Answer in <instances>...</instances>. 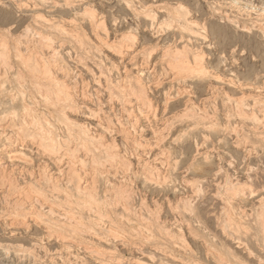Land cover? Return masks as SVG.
Returning <instances> with one entry per match:
<instances>
[{
  "label": "rangeland",
  "instance_id": "obj_1",
  "mask_svg": "<svg viewBox=\"0 0 264 264\" xmlns=\"http://www.w3.org/2000/svg\"><path fill=\"white\" fill-rule=\"evenodd\" d=\"M139 1L140 0H137V2ZM141 1L146 4L152 3L151 0ZM203 1L205 0H191L194 6H199L198 10L194 9L193 11V14L195 13V15H192L193 19H197V15L201 17L205 10H209L207 3ZM201 2L204 3V5H202ZM121 3L122 0H0V45L1 42L5 40V38L7 39L8 43L6 42V40L5 42L7 43V45H9L7 46V50L9 52L7 51V55L3 56L5 58L2 59V57L0 56V71L10 78H13L12 75L18 70L27 72V69L22 64L23 59H21V57L28 55L27 53H31L28 51L32 49L33 52L31 54L36 55V53L38 52L37 57L39 58V60L42 59V61L40 60V62H42L40 64L44 63L43 60L48 61L47 58H49V61L53 62L52 70H57V74H59V76H61L64 71L69 72V75L64 78L66 83H77V87L80 90L79 95L82 92L81 89L83 90L82 85H84V91L86 92V94L84 95V99H81V103L83 104L82 108L80 110L78 109V113H76L73 117H76V121H80V123H89L88 125H90V127H94L99 132V130H101V125H99L101 117H98V119L97 117L95 118L93 115H91V110L96 109L97 105H99L97 103L99 102V100L100 102L103 101V106L100 108V113L102 112L101 116L105 118V122H107L106 124H109L114 131H112V133L107 131H100V134L102 136L105 135L104 139H107L108 141H112V139L115 140V143L118 146V151L120 150V154H123L122 156H124V159L127 157L126 160H129L131 162V168L133 169V172L131 168L126 171V175L122 173V171H118V173H122V175H119L118 173H116L115 176L112 175L114 173L109 174L111 176L108 177L110 178L111 183H113L112 185L118 186L117 190L119 188L123 189L124 187H127L126 185H128L129 183V192L133 190L131 192V207L133 210L131 209L132 211L127 212L129 210L128 209L121 212V210L123 209V203H121L123 201V196L121 194L123 192L120 193L118 191H111L110 193L106 194L100 193L101 197H99V200H101L100 202L102 203H105L108 198L113 200L116 193L115 196L117 198L115 197V199H117L118 202L114 208H116V210H120V212H117H119L120 214L123 213V216L121 217L122 220H118L116 224H114L112 231L106 233V235L103 234L100 236L97 233L98 235L95 234L94 236H92V239H86L89 237L88 234V237H85L83 239H86V241L90 240V242L91 240H94V246L93 244H89V247L85 246L84 242L82 244H78L76 239L71 240L73 242L72 244H70V240L62 241L60 238H58L57 234L51 237L45 229V225L43 223H37L33 221L31 217L24 216V214H22L23 216L21 215L22 218H29L27 226L26 224H9L7 221L11 222L12 219H10L9 216H6L4 213L2 215L1 207L3 204V199L0 197V264H262V262H264V237L262 238V236L264 235L259 226L255 224V220L258 216V212L264 210V140L257 139L256 142H248L246 144L244 142H241L244 135L251 134L248 132L249 129H254L252 125L255 124V121H253L252 118L244 120L241 116L239 117L238 114L236 115V112L233 113L235 111L233 109H235L236 104L233 102L230 103L226 101V99L231 95V98H235L238 96L240 97L243 94L247 96L248 94H250L253 96H251L252 98H264L263 30H260V25H258L257 22L254 23L255 27L250 31V33L242 32L241 28L237 27L238 24L222 19V28L225 29L224 34L228 37L227 43L235 44L238 49V54H233L231 52V49H229L227 52L222 50L221 53V51H218L216 47H210L209 49L208 42L201 43V41H199L200 46H202L204 50H206V62L208 63L207 65L209 66L208 69L210 71L208 75L210 74L211 76L209 75V77L207 75L206 77L201 79L204 80L203 82L201 80H198L197 78L186 79V81L183 82L184 84H175L171 88L169 87L170 79L168 78L162 77L163 82L160 85H158V83H155L157 81L155 77L162 70L163 66L161 62V56L162 48L167 44V40H165L166 36H157V34H154L151 31H143L142 34H140L141 37L138 39V42L132 48H130V50L125 49L123 53H119L116 52L113 47L107 45L103 41H99L95 37L91 38L89 43L85 46V49H80L76 48L75 43L70 41L68 38L58 39L57 37H55L57 36L59 31L53 29L51 31V34L55 38L53 40L54 43L52 42L53 44L52 46H50L52 48H50V43H47V45H43L40 42V37H38L41 35H36V33L44 32L50 27V25L45 21L41 22L38 20L39 14L43 13L45 15L44 18L46 19L51 18L52 21L63 22L66 25L69 24L68 26H70V21L80 19L85 6L90 5L93 7V11L98 17L103 14L108 22L109 30H107V35H104V40H110V43L112 42L113 45L117 44L118 40L117 42L115 41V34L119 35L127 31L129 28L127 26H124L128 23L124 21V19L126 18V16L124 17V15H127L128 13L126 12L125 14H123ZM222 3H225L223 4V8L229 10V12H232V15L246 11L249 15L241 17L242 21L243 19H256L259 16L264 18V0H222ZM208 16L209 14H207L203 18H206ZM115 17H117V20L114 19ZM130 21L131 20H129V22ZM217 21L221 22L218 19ZM83 24L87 26L88 31H90V25L87 23V21H83ZM26 27H28L27 33ZM145 34L147 35V37H144ZM25 35L28 36L25 37ZM2 38L3 40H1ZM232 39H239L240 41L238 44H236ZM91 41L93 42L91 43ZM143 45L144 47L147 46L145 48L158 47L156 48L157 51H154L153 58H151L150 61L146 62L144 58L141 57L142 54H140V52L137 53L139 49L140 51L145 49ZM40 46L44 47L41 48ZM54 47L55 49L57 48V54L55 55V57H49ZM99 48H101V51H99ZM0 51H2V48L0 49ZM42 51H44V54H41ZM92 52L96 54L94 60L88 58V55ZM20 53L22 55H19ZM77 53L79 57L78 55H76ZM80 57H82L83 60H88H81L82 62H80ZM56 58L60 59L56 60ZM1 61L3 62L1 63ZM5 61L7 65L9 64V66H4ZM55 61L60 62V64L57 65L58 67L56 68ZM8 62H10L11 64ZM155 65L156 68H154ZM101 66H104L103 71L105 74L102 73ZM153 68L158 69L159 71H152ZM142 70L143 73H141ZM153 72H155L156 74H154ZM124 74H132L135 76L137 75L138 79L145 80V86L147 87V90L150 91L149 97L151 99V102L156 105L155 111V105H153V107H146L144 105L145 109L142 106H140L142 108L139 109L140 107L138 104L131 105V103L129 101H126L125 99L123 101V99L116 96L114 97L115 99H111L110 93L113 92L115 94H118L119 90H116L117 87H115L114 85L116 83V85L119 86V82L122 83V80L120 79L125 76ZM107 76H110L112 80L110 78L109 80H107ZM207 78L211 80H208ZM11 80L12 79H9L10 83ZM205 80L207 81L205 82ZM232 80L236 84L232 83ZM132 81H134V79ZM201 82L202 84H200ZM211 82L213 83L214 87H212ZM10 83L8 82V84ZM197 83H199V86L197 85ZM240 84H242V88L239 87ZM109 85H111L113 88L110 89ZM202 85L204 86L202 87ZM99 87H104V89L101 88V91ZM166 87L168 89H166ZM106 88L108 89L106 90ZM240 89H243L244 91ZM179 90L184 93L180 94ZM218 91H220L221 93ZM27 93H30V89H28ZM167 94L169 95L168 97H171L168 98V101L166 96ZM247 96H245L247 102H252V98ZM107 100L110 102H108ZM167 102H169V104L176 103V109L174 108L175 110L173 109L172 112L168 113V111L164 109ZM186 104L193 107L196 113H198V111H202L199 113L208 112L207 115L209 116V118L211 119L213 117L214 120H210L208 118V122V120L205 119V121L203 122L205 126L203 124H201L200 126V124L196 123L195 118H189L187 121H184V123L173 120L174 122H176V124L174 125V128L170 130V132L167 129L162 130L161 128L167 124L166 121L171 119L172 114L175 113L173 115V118L176 115V119L178 120L177 116L181 115V111V113H183ZM201 107L202 109L204 108V110H202ZM230 107L232 111H230V115L232 116H229V119H227V117H225L224 115L229 112ZM249 107L252 108L251 106H246V108ZM128 109L130 110V112L127 111ZM138 109L140 110V112ZM147 112L150 113L147 114ZM210 113H212L211 115L214 114L215 116L213 115L212 117H210ZM260 115H262L261 112L258 113V117ZM136 117L139 118V122L135 124L134 127H132L133 125L131 126L130 124L133 123L132 121H134V118ZM147 118H150L152 120L150 121L151 123H147ZM154 118L156 119V121ZM260 119H262V117H260ZM241 120L245 124L242 123ZM113 121L117 126L113 124ZM118 121H121V126H118V124H120L118 123ZM223 122H227L225 123L227 125L229 124L228 128L227 125L226 127L222 125ZM192 124L194 125L191 127L190 125ZM207 124L210 125L208 126V129L206 128ZM114 127L125 128L126 131L130 133L131 139H139L140 137H142L139 140L142 142V144H140L141 146L138 144H134L136 146L132 145L133 148H131L132 146L130 144H128L130 145L128 146L124 138L125 133H118L117 130H115L117 128ZM134 128L136 129V131ZM235 128H237V130ZM225 129L227 131H225ZM157 130L159 133L157 132ZM230 130L233 132L231 133ZM6 131H8V129ZM13 131L14 130H11V128H9V131L6 132L7 134H3L5 138H2H4L3 140H5V144L6 141L9 142V140H15L19 138L18 136H15L17 134H15V131ZM97 134L100 135L99 133ZM6 137L10 139L6 140ZM157 137L160 138L157 140ZM224 137H226V139H223ZM133 141L131 140V142ZM30 145L31 144H29V146L25 145L24 149V151L28 153L31 158V162L29 161V163L27 164H29L30 167H34V171L40 172L48 170L46 173L49 172L52 177L61 176V173L64 172L67 168L64 165H68L65 160L64 162L58 161L57 163V161H55V158H51V156L45 155L44 152L35 148L33 144L32 146ZM255 151H257V154ZM79 152H77L79 155L82 154L81 151ZM6 153L7 152L5 150L0 153L2 164H4L5 162V166L9 165V160L8 158H6ZM134 153L135 155H133ZM162 153L165 154L161 155ZM136 155H138V157ZM168 156L170 157L168 158ZM84 158L86 159L83 162V164L85 163V165L82 166V170L86 171L85 178L89 180L92 178H100L105 183V180H107L105 178H108L106 177V175H108L107 172H105L104 175H95V173H93V170H91L90 168L91 166L87 164L89 158L85 156L82 158V160ZM142 158L144 160H142ZM153 158L154 161H152L151 163V160H153ZM139 159L140 162L138 161ZM145 160L146 163H150L149 166L153 165L152 171H156L159 169L156 172H152L155 177L154 175L150 177V179L155 180L149 181L147 179L145 181V177H147L149 174L148 172V174H142V170L145 167ZM162 160H164L163 163L165 164L161 163ZM175 161H177L176 165H174ZM140 163L143 165H141ZM58 165L61 166L58 167ZM155 166H158L159 168ZM165 166L168 169H166ZM2 169L3 166L1 167L0 171ZM60 169L64 171L60 172ZM134 170L137 171V175H135ZM235 170L236 172H234ZM156 173L158 174V176ZM227 175H232L233 177H231L234 181H237L236 179L238 178L239 180H241V182L246 181L248 179L247 177L251 176L253 188H255L256 190L255 194L250 195L249 188H246L247 200L243 202V204L247 203L245 204L246 206L237 211L232 210L234 212V217H236V220H240V222L242 221V223L250 222V220H252L250 223V228H248V230L246 229L244 231V228H242V230L241 228L236 227L233 224L232 228H228L226 231L224 230L223 225L225 220V209L227 207H230L229 205H231L230 203L228 204V201L225 200L224 197L226 195L223 193L226 185L225 179ZM159 176L160 178L162 177L161 180ZM121 177L122 180L119 181ZM131 177L133 179H131ZM18 178V180H22L20 174ZM166 178L168 179L167 181ZM175 178L176 181L174 180ZM128 179L129 181L132 180V182H128ZM164 180L166 181L165 183L162 182ZM124 181L127 184L124 183L123 185H121ZM157 181L160 182L157 183ZM119 185H121V187ZM20 186L22 187L24 185L21 184L19 185V187ZM3 190L4 189L0 187V194L4 193ZM13 196H16V194ZM111 200L108 199L106 202H109ZM240 201H242L240 196H235L233 198L234 204H237V202L239 203ZM187 204L189 205V208ZM136 207H138L137 211ZM139 208L142 210H139ZM150 208L151 210H147ZM261 208H263V210H261ZM105 209L106 211L104 210L103 212L105 213L103 214L106 216H102L103 220H106V217L112 216L110 211L113 213L112 206L105 207ZM187 209H191V211L187 213ZM254 209L256 210L254 211ZM152 210H154L155 212L157 211L156 213L160 215L159 218H161L158 221L160 223L163 221L164 224L161 225H163L164 227H168V230H164L165 232L162 233L154 224L152 225V229L148 230L143 226H138V224L141 225V222H138L137 220H132V222L130 223V220L126 221V219H128L126 218V216L134 215L133 213L135 211L137 213L141 212V214L144 213V215L148 216L149 212ZM242 214L245 216V220L240 216ZM123 221L127 225V227L123 225ZM135 221L137 225L133 224V222ZM118 223L123 227L119 226V228L117 225ZM189 223L191 224L189 225ZM129 224L132 225V228ZM96 226L99 227V225ZM133 226H135L136 228L139 227L138 229H136L137 232L133 230L135 228ZM201 226H203V228ZM142 227L144 228V231L141 230ZM192 227H194L195 229ZM238 228L240 231L238 230ZM126 229H128L129 231ZM235 229L237 230L235 231ZM148 231L153 232L149 233ZM240 235H242V237H240ZM105 238H107V240ZM77 239L80 238L77 237ZM66 244L67 246H65ZM95 244L100 247H96L97 245ZM222 246L224 247L222 248ZM86 247H88V250L86 249ZM95 247L96 249H101V253H103L105 248H107L108 251L105 252H107L108 254L105 253L106 255L100 254V256H98L96 254L97 251ZM224 250L225 253L223 252ZM110 251L112 255L109 254ZM222 257H224V259H222ZM231 258H233V260H231ZM102 259H104V261ZM226 259L227 261H225ZM137 261L139 262L137 263Z\"/></svg>",
  "mask_w": 264,
  "mask_h": 264
},
{
  "label": "bare ground",
  "instance_id": "obj_2",
  "mask_svg": "<svg viewBox=\"0 0 264 264\" xmlns=\"http://www.w3.org/2000/svg\"><path fill=\"white\" fill-rule=\"evenodd\" d=\"M208 1L205 0L203 2L207 3L209 10H207V11L205 10L206 12L204 11V13L201 17H199L197 15V19H193L192 15H195V13L193 14V11H194V9L198 10L199 6H197V5L194 6V4L191 2V0H151V2H152L151 4H146L141 0L139 2H137V0H122L121 7L123 10V14H125L126 12L128 13L127 15L126 14L124 15V17L126 16L124 21L128 22L124 26H127L129 28L127 31H125L119 35L115 34L116 40L115 39L114 40L116 42L118 40V42H117V44H114V45L112 44V42L110 43V40H107V41L104 40V37H105L104 35H107V33H108L107 30H109L108 22H107L105 16L102 14L100 17H98L94 13L93 7L90 5L85 6L80 19L70 21L71 22L70 26H68L69 24L66 25L63 22L52 21L51 18L46 19V18H44L45 15L43 13L39 14L38 20L41 22L45 21L47 24L50 25V27L44 32L36 33V35L37 34L41 35V36H38V35L37 36L40 37L39 38L40 42L43 45H47V43H50L49 47L52 46V44L54 43L53 42L54 38L57 37L58 39L59 38L60 39L68 38L70 41L75 43L76 48H80V49H85V46L89 43L91 38L95 37L99 41H103L107 45L113 47L116 50V52H119V53H123L125 49L130 50V48H132L138 42V39L141 37L140 34H142L143 31H151L154 34H157V36H162V35L166 36V38L165 37L164 38H165V40H167V44L164 45V47L162 48V56H161L162 60L160 59L163 66H162V70L155 77L157 79V81L155 83L156 84L158 83V85H160L163 82L162 77L168 78V79H170L169 80L170 81L169 87L171 88L175 84H179V85L181 84L182 85V83L185 82L186 79L197 78L198 80H201L204 77H206L208 75V73H210V71L208 69L209 66L207 65L208 63L206 62V57H207V55L205 56L206 50H204V48L202 46H200V43H199V41H201V43L208 42V39L202 34L203 28H207L209 30L208 34H209V36L212 37L213 40H215L221 36L227 37L224 34L225 29L222 28V19L238 24L237 26L241 28L242 32H248V33H250V31L255 27L254 23L258 22V25H260V30H263V33H264V18L259 16L256 19H253V18L248 19V20L243 19V21H242L241 17L249 15L246 11L239 12L237 14L232 15V12H229V10H226L223 8V4H225V3H222V0H208ZM128 3H132L134 5V7L131 9L128 8L127 7ZM201 4L204 5V3H202V2H201ZM178 5L180 7H177ZM207 14H209V16L206 18H203ZM149 16H151V19L148 18ZM114 19L117 20V17H115ZM217 19L221 22H218ZM129 20H131V21L129 22ZM83 21H87V23L90 25V31H88L87 26H85L83 24ZM165 24L167 26L162 27V25H165ZM197 25H199L200 27H196ZM27 28L28 27H26V33H27ZM53 29H56L59 31V33L55 37L52 36V34H51V31ZM53 34H55V33H53ZM26 36H28V35H25V37ZM245 36H247V35H245ZM21 37H22V35H21ZM144 37H147V35L145 34ZM1 40H3V38ZM5 40L7 42L6 38H5ZM5 40L3 42H1V45H0L2 48V51H0V56L2 57V59L5 58V57H3L4 55H7V51H8L7 46H9V45H7L8 42L6 43ZM232 40L236 44H238L240 41L239 39H235V40L232 39ZM93 41H91V43ZM94 44H95V42H94ZM58 45H56V46H58ZM40 47L43 48L44 46L43 47L40 46ZM143 47H144V45H143ZM145 47H147V46H145ZM50 48H52V47H50ZM50 48H48V49H50ZM101 48H99L100 49L99 51H101ZM156 48H158V47L145 48L142 51H140V49H139V51H137V53L140 52V54H142L141 57L144 58V60L147 62V61H150L151 58H153L154 51L155 50L157 51ZM209 49H210V47H209ZM56 50H57V48L55 49V47H54L53 50L51 51L49 57H55V55L57 54ZM217 50L221 51V53H222V49L217 48ZM22 52H24V51H22ZM28 52L32 53L33 51L31 49ZM31 53H27L28 55L21 57V59H23L22 64L27 69V72H23L22 70H18L17 72H15L12 75L13 78H10L9 76L3 74V72L0 71V153L5 150L7 152L6 158H8V160H9V165L5 166L6 165L5 162H4L5 165L2 164V159L0 158V169L3 166V169L0 171V187H2L4 189L3 190L4 193L0 194V197L3 199L2 207L0 206L2 208L1 212H2V215L4 213L6 216H9V218L12 219L11 222L7 221L9 224H24V225L26 224V226H27V224L29 222L28 221L29 218L28 219L22 218V216H23L22 214H24V216L31 217L33 219V221H35L37 223H40V222L43 223L45 225L44 226L45 229L47 230V232L50 234L51 237L53 235L57 234L58 238H60L62 241L63 240L64 241H68V240L71 241L73 239H76L78 244H82L84 242L85 246L89 247L90 246L89 244H93L94 240H91V242H90V240L86 241V239H89V238L92 239L93 238L92 236H94L97 233L100 236L103 234L106 235V233L112 231L114 224H116V222L118 220H122L121 217L123 216V213H121V214L119 213L120 210H116V208H114L118 202L117 199H115L116 193L114 195L113 200L108 198L111 201L106 202L108 200L107 199L105 201V203L100 202L101 201V200H99V197H101L100 193L106 194V193H110L111 191H113V192L118 191L120 193L123 192L121 194L123 196V198H122L123 201L121 202V203H123L122 204L123 209L121 210V212H123V210L125 211L128 209L129 210L127 212L133 210L131 207V198H132L131 192L133 190L131 192H129V188H128L129 183H128V185H126L127 183L124 181L121 185L126 183L125 185L127 187L123 186L124 187L123 189L119 188L117 190L118 186L112 185L113 183H111L110 178L108 177V176H111L109 174H112V173H114L112 175L115 176L116 173H118V171H122V173L125 174V172L131 168V162L129 160H126L127 157L124 159V156H122L123 154H120V150L118 151V146L115 143V140L112 139V141H108L107 139H104V137H105L104 134H103L104 136H102L100 134L101 133L100 131H103V132L107 131V132H111V133H112V131H114V130H112V127L109 124H106L107 122H105V118L101 116L102 112L100 113V108L103 106L102 105L103 101L100 102V100H99V102H97L99 105H97L96 109L91 110V115H93L95 118L97 117V119H98V117H101V120L99 121V125H101V130H99V132L94 127H90V125H88L89 123L83 124L85 122L80 123V121L79 122L76 121V119H75L76 117L74 118L73 116H75V114L78 113L77 112L78 109L80 110L82 108L83 104L81 103V99H84V95L86 94V92L84 91V85H82L83 90L81 89L82 92L79 95L80 90L77 87V83H73V84H70V82L66 83V81L64 79L66 76L69 75V72L64 71L63 74H61V72H60L61 76H59V74H57V70L56 71L52 70L53 69V66H52L53 62L49 61V58H47L49 54L47 55V57L45 56L49 62L43 60L44 63L40 64V63H42V62H40V60L42 61V59L39 60V58L37 57L38 52L36 53V55L31 54ZM87 53H89V52H87ZM41 54H44V51H42ZM19 55H22V54L20 53ZM76 55H78V53ZM95 56H96V54L92 52L88 55V58L94 60ZM78 57H79V55H78ZM58 59H60V58H56V60H58ZM79 59H80V62H82L81 60H83V58L80 57ZM87 60H85V61H87ZM2 62L3 61H1V63ZM55 62H56L55 63V65H56L55 68H56V67H58L57 65H59L60 62L59 61H55ZM8 63H10V62H8ZM83 63H86V62H83ZM5 65L9 66V64L8 65L6 64V61L4 63V66ZM104 66H101L102 73H104V71H103ZM60 67H62V66H60ZM154 68H156V65L154 66ZM154 68L152 69V71H155V70L159 71L158 69H154ZM59 69H61V68H59ZM110 71H108V72H110ZM200 72H204L206 75L201 76L199 74ZM141 73H143V70ZM153 73L156 74L155 72H153ZM124 75L125 76L122 79H120V80H122V83L121 82H119L120 84L118 83L119 86H117L116 83H115V85L112 84L118 88V89L116 88V90H119V92H118V94H115L113 92L112 93L109 92L111 99H113L116 96L118 98L123 99V101H124V99L126 101H129L131 103V105L138 104L139 107L142 106L144 109H145V106L146 107H148V106L153 107V105H155V104H153V102H151V99L149 97L150 91L147 90V87L145 86V82H144L145 80L138 79L137 75L136 76L132 75V74H127V75L124 74ZM106 78H108L107 80H109L110 76H107ZM9 79H12L13 81L11 80V83H10ZM133 79H134V81H132ZM208 80H211V79H208ZM201 81L203 82L204 80H201ZM206 81L207 80H205V82ZM8 82L10 84H8ZM197 82H199V81H197ZM202 82L200 84H202ZM231 82L236 84L233 80ZM198 84L199 83H197V85ZM203 86L204 85H202V87ZM212 87H214L213 83H212ZM239 87L242 88L243 87L242 84H240ZM101 88L99 87V89H101ZM109 88L112 89L113 87L111 85H109ZM28 89H30L29 94L27 93ZM102 89H104V87ZM102 89H101V91H102ZM107 89L108 88H106V90ZM166 89H168V88L166 87ZM243 89H240V90H243ZM181 90H179L180 94L184 93V92H181ZM185 90H188V89H185ZM179 91H177V92H179ZM218 92H220V91H218ZM109 93H108V95H109ZM236 93H239V92H236ZM236 93H234V94H236ZM237 95H239V94H237ZM166 96H167V101H168V98H171V97H168L169 96L168 94ZM216 96H217V94H216ZM231 96H229V98L226 97L227 98L226 101H228L230 103L233 102L236 104L235 109H233V110H235L233 113L236 112V115L238 114V116L239 117L241 116L244 120L252 118V120L255 121V124L252 125L254 127V129L251 128V129H249V132H248L251 134L244 135L241 142H244L246 144L248 142H256L257 139L264 140V100H263L264 98L263 99L262 98H259V99L258 98H252L253 96L248 94V96L250 98H252L251 99L252 102L249 103V102H247V100L245 98V96H247V95L243 94L242 96H240V97L238 96L235 98H231ZM258 97H259V95H258ZM108 102H110V101H108ZM187 103H189V102H187ZM224 104H225V102H224ZM113 105H114V103H113ZM176 105H177L176 103L175 104H171V103L169 104V102H167L164 109L167 110L169 113V112L173 111V109L175 108ZM227 106H229V105H227ZM246 106H251L252 108H250V107L246 108ZM142 107H140L139 109H141ZM225 107H226V105H225ZM201 109H202V107H201ZM121 110H123V109H121ZM155 110H156V105L154 106V111ZM202 110H204V108ZM127 111L130 112L129 109ZM230 111H231V107H230L229 112H227V114H226L227 116L224 115L225 117H227V119H229V116H232V115H230V113L232 111L231 112ZM139 112H140V110H139ZM181 112H180L181 115L178 114L179 116H177L178 120L176 119V115L173 118V115L175 113L172 114L171 119L169 117L170 120H168V118H167L168 121L165 120L167 122V124L165 126L163 125L164 127H162L161 129L162 130L167 129L170 132V130H172L174 128V125L176 124V122H174L173 120L180 121V122L184 123V121H187L189 118H193V119L195 118L196 123L200 124V126H201V124H203L205 126V124L203 122L205 121V119L208 120V118H209V116L207 115V113H208L207 111H206L207 113H205V112L199 113L202 111H198V113H196L195 109L193 107L187 105V104H186V107H185L183 113H181ZM259 112H261L262 115H260L258 117ZM148 113H150V112H147V114ZM211 114L212 113H210V117H212L214 115V114L213 115H211ZM197 115H199V116H197ZM137 117L134 118V121H132L133 123L131 122L132 124H130V125L131 126L133 125L132 127H134L135 124H137L139 122V118H137ZM153 117H154V115H153ZM260 117H262V119H260ZM151 118H152V116H151ZM211 119H213V117ZM232 119H233V117H232ZM106 120H107V118H106ZM150 121H152V120L150 118L149 119L147 118V123H149ZM155 121H156V119H155ZM163 121H164V119H163ZM120 122L118 121V123H120ZM208 122H209V120H208ZM227 122H225V123H227ZM241 122L244 123L242 120H241ZM225 123L223 122V124H222L224 127H226V125H227ZM113 124H114V121H113ZM119 125L121 126V123L118 124V126ZM193 125L194 124H192L190 126L192 127ZM228 125H227V128H228ZM239 125H240V123H239ZM115 126H117V125H115ZM208 126H210V125L207 124V127H206L207 129L209 128ZM9 128H11V130H14L15 134H17L15 136H18L19 138L15 139V140H9L10 138L8 139V137H6V140L8 139L9 142L6 141V144H5V140H3L5 137L3 136V134L4 133L7 134L6 132L9 131ZM114 128H117V127H114ZM140 128H141V126H140ZM7 129H8V131H6ZM226 129H225V131H227ZM235 129L237 130V128H235ZM115 130H117L118 133H121V132L125 133V135H124L125 137L124 136L123 137L125 138L127 145L130 144L131 146L132 145L136 146L134 144H138V145L142 144V142L139 141L140 138H142V137H140L139 139H136V138L131 139L130 133L128 131H126L125 128L118 127ZM246 130H244V131H246ZM135 131H136V129H135ZM168 131H166V132H168ZM242 131H243V129H242ZM157 132H158V130H157ZM184 132H186V131H184ZM232 132L233 131H231V133ZM97 133H99L100 135H98ZM158 133H156V134H158ZM2 137H4V138H2ZM159 138L157 137V140ZM129 139H131L132 141L134 140V141L131 142V140H129ZM223 139H226V137H224ZM29 141H31V142H29ZM29 144H31L30 146H32V144H33L35 146V148L44 152L45 155H49V156H51V158H55L56 159L55 161H57V163H58V161L64 162V160H65V162L68 165L67 166L64 165L65 167H67L65 171L60 169V172L64 171L61 173V176H58V177L53 176L52 177V175L49 174V172L46 173L48 170L47 171L44 170V171H40V172L34 171V167H30L29 164H27V163H29V161L31 162V158H30L29 154L24 151L25 145L29 146ZM130 145H128V146H130ZM133 146L131 148H133ZM144 148H146V147H144ZM249 149H250V147H249ZM79 151H81L82 154L79 155L77 153ZM255 152L257 154V151H255ZM135 153L133 155H135ZM163 154H165V153H162L161 155H163ZM138 155H136V156L138 157ZM85 156L89 158V161L87 160L88 161L87 164H89L91 166L90 168H91V170H93V173H95V175L96 174L104 175V173L107 172L108 175H106V177H108V178H105V179H107V180H105V183L100 178H92L90 180L85 178L86 177V171L82 170V166L85 165V163L83 164V162L86 159V158H84L82 160V158ZM139 157H141V156H139ZM159 157H160V155H159ZM169 157L170 156H168V158ZM160 159H158V160H160ZM142 160H144V159L142 158ZM146 160H145V164H144L145 167L143 166L144 168L142 170V174H148V173L150 174V172H151V174H150V176L148 174V176L145 177L146 178L145 181L147 179L149 181L155 180V179H150V177H152L154 175V174H152V172H156L159 169L156 171H152L153 165L149 166L150 163H146ZM138 161L140 162V159ZM152 161H154V158H153V160H151V163H152ZM163 162H164V160H162L161 163H163ZM176 162L177 161H175L174 165H176ZM155 163H154V165H155ZM163 164H165V163H163ZM141 165H143V164H141ZM60 166L58 165V167H60ZM78 166H81V167H78ZM155 167L159 168L158 166H155ZM40 169H42V168H40ZM166 169H168V168L166 167ZM80 170H82V171H80ZM139 170H141V169H139ZM245 170H246V168H245ZM247 171H246V174H247ZM132 172H133V169H132ZM234 172H236V170ZM122 173L121 174L118 173V174L122 175ZM136 173H137V171H135V175H137ZM225 173H226V171H225ZM228 173H229V170H228ZM19 174H20L22 180H18ZM139 174H140V171H139ZM95 175H93V176H95ZM127 175H128V172H127ZM166 175H168V174H166ZM157 176H158V174H157ZM231 176L230 175L226 176L225 189L223 188L224 189L223 193L226 195L224 198L226 201H228V204L230 203L231 205H229L230 207H227L225 209V220H224V225L223 224L222 225H223L225 231L228 228H232L233 225L236 227H239L241 229L244 228V231H245L246 229L248 230V228H250V223L252 220H250V222L242 223V221L240 222V220H236V217H234V212L232 210L237 211V210H240L241 208H244L246 206L245 204H247V203L243 204V202H245L247 200L246 199V195H247L246 194V188H249L250 195H254L256 190H255V188H253V184L251 182L252 181L251 176L247 177L248 178L247 180L245 178L246 181H244V182H241V180H239L238 178L236 179L237 181H234L232 179L233 176L232 177ZM154 177H155V175H154ZM128 178H129V176H128ZM159 178H160V176H159ZM161 178H160V180H161ZM131 179H133V178L131 177ZM82 180H83V182H82ZM121 180H122V177L119 181H121ZM124 180H125V178H124ZM167 180L168 179L166 178V181ZM174 180L176 181V178ZM166 181L164 180L162 182L165 183ZM128 182H132V180L129 181V179H128ZM158 182H160V181H157V183ZM114 183H115V180H114ZM21 184H23L24 186L19 187V185H21ZM160 184H162V183H160ZM121 185H119V186L121 187ZM131 186H132V183H131ZM15 194H16V196H13ZM235 196H240L242 201H240L239 203L237 202V204H234L233 198ZM107 197H108V195H107ZM110 197H111V195H110ZM255 199H254V201H255ZM188 204H190V203H188ZM108 206L113 207V213L110 211L112 216L110 217L109 215H107L109 217H106L107 219L103 220L102 216H106L103 214V213H105L103 211L104 210L106 211L107 208L105 209V207H108ZM175 207H176V205H175ZM136 208H137L136 209V211H137L138 207H136ZM140 208H139V210H142ZM147 208H149V207H147ZM188 208H189V205H188ZM147 210H151V208L147 209ZM184 210H186V209H184ZM255 210L256 209H254V211ZM261 210H263V208H261ZM117 211H119V212H117ZM136 211L135 212L133 211L134 215L126 216V218H128V219L125 218L126 221L130 220L129 221V223H130V222H132V220H137L138 222H141V225L138 224V226H143V227L147 228L148 230L152 229L153 224L156 225L158 227L159 231H161L162 233L165 232L166 230H168L167 229L168 227H164L163 225H161V224H164L163 221L161 223L158 221L161 218H159L160 215H158L156 213L157 211L156 212L154 210L150 211L148 216L144 215V213L141 214V212H138L139 213L138 214ZM189 211H191V209L190 210L187 209L186 212L188 213ZM257 211H259V210H257ZM158 212H160V211H158ZM243 214H244V212H243ZM243 214L240 216L242 218H244V220H245V216ZM257 215L258 216L255 220V224H257L259 226V228L261 229V231L264 235V210L261 212L259 211ZM19 216H21V217H19ZM200 223H199V226H200ZM133 224L135 225L136 221L133 222ZM190 224L191 223H189V225ZM96 225H99V227H97ZM117 225H118V227L122 226L119 223ZM123 225H125L127 227V225L124 223V221H123ZM130 226L132 228V225H130ZM129 227H128V229H129ZM133 227H135V226H133ZM143 227L141 229L142 231H144ZM201 227L203 228V226H201ZM138 228L139 227H137V228L135 227L133 230L135 232H137L136 229H138ZM192 228H194V227H192ZM239 228H238V230H239ZM128 229H126V230H128ZM236 230L237 229H235V231ZM120 231H119V233H120ZM148 232L152 233L153 231L152 232L148 231ZM138 233H140V232H138ZM88 234H89V237L87 236ZM235 235H236V233H235ZM242 235H240V237H242ZM77 237L80 239H77ZM85 237H88V238L83 240ZM230 237H231V235H230ZM232 237H233V235H232ZM263 237L264 236H262V238ZM108 238H110V237H108ZM259 238H261V237H259ZM105 239L107 240V238H105ZM72 242L73 241H71L69 243L72 244ZM245 244H247V243H245ZM95 245H97V244H95ZM239 245H240V243H239ZM65 246H67V244ZM85 246H84V248H85ZM93 246H94V244H93ZM88 247H86L87 250H88ZM96 247H98V245ZM96 247H95V249H96ZM223 247L224 246H222V248ZM70 248H71V246H70ZM98 248L96 249V251H97L96 254L98 256H100V254H102V255H104L105 253L108 254L107 252H105V251H108L107 248H105L103 253H101L102 250L98 249ZM223 252L225 253V250ZM109 254H111V251L109 252ZM232 254H234V253H232ZM108 258H112V257H108ZM150 258H152V257H150ZM222 259H224V257H222ZM227 259L225 261H227ZM102 260L104 261V259H102ZM107 260H105V261H107ZM231 260H233V258H231ZM138 262L139 261H137V263ZM222 263H223V261H222ZM164 264H167V263H164Z\"/></svg>",
  "mask_w": 264,
  "mask_h": 264
},
{
  "label": "snow or ice",
  "instance_id": "obj_3",
  "mask_svg": "<svg viewBox=\"0 0 264 264\" xmlns=\"http://www.w3.org/2000/svg\"><path fill=\"white\" fill-rule=\"evenodd\" d=\"M127 7L131 9L134 7V5L132 3H128ZM177 7H180V6L178 5ZM148 18L151 19V16H149ZM166 26H167L166 24L162 25V27H166ZM196 27H200V26L197 25ZM208 32H209V30L207 28L202 29V34L208 39V46L209 47H216V48L222 49L225 52H227L229 49H231V52L233 54H238L237 46L235 44H228L227 43V37L221 36V37L213 40L212 37L209 36ZM199 74L201 76L206 75L204 72H200ZM262 264H264V262H262Z\"/></svg>",
  "mask_w": 264,
  "mask_h": 264
}]
</instances>
